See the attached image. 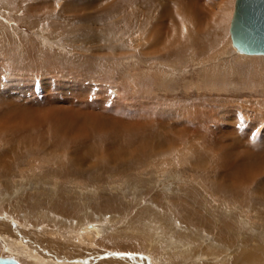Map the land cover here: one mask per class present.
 Wrapping results in <instances>:
<instances>
[{
  "label": "rangeland",
  "instance_id": "1",
  "mask_svg": "<svg viewBox=\"0 0 264 264\" xmlns=\"http://www.w3.org/2000/svg\"><path fill=\"white\" fill-rule=\"evenodd\" d=\"M234 4L235 0H0V88L11 85L15 95L24 92L35 99L41 93L48 99L29 115L36 118V124L27 126L33 132L31 148L40 149L42 138L57 143L63 139L67 147L56 157L67 151L75 158L74 150L85 137L79 127L100 126L105 110L133 111L149 124L141 131L135 128L133 135L141 134V140L121 144L118 160L95 171V162H87L79 167L82 175L70 182L39 177L43 167L53 164L25 153L8 171L5 164L11 165L17 156L5 155L11 161H0V174L10 172L0 175L3 217L30 229L37 240L58 239V231L64 236L79 224L101 227L110 238L142 240L141 253L109 250L108 264H235L248 249L264 251V206L226 198L232 194L234 176L261 172L249 193L264 199V190L254 185L264 184V56L241 55L232 47ZM180 9L209 23L226 10L219 24L223 42L204 53L203 43L194 40L204 38L199 33H206L205 25L199 26L198 35L196 24L193 30L188 25L186 32L175 28L174 20L182 19L176 14ZM55 96L58 100L53 102ZM42 117L45 120L37 121ZM58 120L76 127L74 135L58 133L53 127ZM4 142L0 141V159L8 148ZM114 145L109 139L108 154L118 151ZM101 194L113 200L105 218L88 209V220L80 219V213L68 223L46 208H35L38 199L50 205L62 203L65 195L83 208L100 203ZM191 209L208 218L212 227L189 223V214L181 216L180 210ZM221 231L226 234L220 236ZM0 234V258L32 263L3 250L1 241L7 234ZM91 246L85 245L83 254L98 249Z\"/></svg>",
  "mask_w": 264,
  "mask_h": 264
},
{
  "label": "bare ground",
  "instance_id": "2",
  "mask_svg": "<svg viewBox=\"0 0 264 264\" xmlns=\"http://www.w3.org/2000/svg\"><path fill=\"white\" fill-rule=\"evenodd\" d=\"M179 5H180L179 7L183 8L184 4L180 3ZM222 9H224V8H222ZM185 10H184V13H185ZM182 11H183V9L181 10L180 13L179 12L176 13V14H179L182 19H179L180 23H178V21L174 20V24H173L174 27L177 29H182L183 32H186L188 25L193 30L195 28V24H196V26L198 25L197 26L198 30L195 29L196 31H194L196 33V32H199V26L201 27V26L205 25L206 33L205 34L202 33V31H204V30H202L200 32L201 34L199 33L200 37H204V38L201 39L200 41L194 40V41L203 43V45L201 47H203L204 53H205V51L209 50V48L217 46L223 42L222 32L220 30L221 26H219V24H220L222 17L224 18L226 10H223V11L220 10V13L217 14V16L214 18L212 23H209L211 20H209V21L204 20L203 21V19L201 17H199L200 16L199 14H198L199 15L198 17H196L195 15H194L195 17H193V15L188 16V15H186V13L182 14L183 13ZM192 13L193 12L191 11L190 14H192ZM179 15L178 16L176 15V16L178 18H180ZM196 15H197V12H196ZM201 28H200V30H201ZM202 29H204V28H202ZM194 32H193V35L195 34ZM191 44L195 45L196 43L191 42ZM9 86L11 87V85H9ZM9 86L6 85L5 86L6 89H4V90H3V88H0V141H5L3 144H6V146L8 147L6 149V152L1 154L0 161L1 160H3V161L7 160L8 161L9 159H7L8 157L5 158V155L10 156L11 153H13V155L17 156V158H15L13 160L11 165L5 164L8 171L11 170L12 166H14V165L16 166L17 164L21 163L19 158L23 156V153H25L28 156L33 157L36 161L41 160V161L49 162L50 164H53L51 167L50 166L47 168L43 167L44 169H42V172L37 174L39 177H41L45 180H49L52 177L53 178L59 177V178L63 179L62 182H67V181L70 182L71 180H74V177H76V175H82L81 172H79V167L86 165L87 162L88 163L89 162H95L92 164L93 165L92 168L95 171L96 168H97V170L100 169L101 167H102V169L106 168L105 165H108V162L118 160L120 158V156L122 155V149L124 148V146L121 145L122 143H124L125 145H129L130 143H133L134 141L142 139L143 136L141 134H139L138 137H135L133 135L135 132V128L139 129L141 131V127H144L145 129H147L146 127H148V125H149L144 120L145 118L142 119V116L139 117V115L136 112L128 111V110H125V111L124 110H115V109L107 110V111L105 110V111H103V113L101 115L102 120L99 119L100 120L99 121L100 126H96V125L89 123L87 125L86 124L83 125V127L82 126L79 127L81 132L79 130L78 131L82 134L81 136H85L84 139L86 140L89 138V140L84 141V139H83L81 141V144L78 146V149L74 150V152L76 154L75 158H73V156H72L73 153L72 154H71V152L67 153V151L64 152L60 157H59V155H58V157H56V155H57L56 152H58L59 150L63 151V149L65 150V148L67 147V146L65 147L63 145V139H61L60 143H57V142L53 141L52 139H48V138H42L41 140L38 139L41 142L40 143L41 144L40 149L35 150V148L34 149L31 148L33 146L32 141L34 140L32 137L33 132H31L32 129L27 127L28 124L32 125V123L35 122V120H36V118H32L29 115L39 111L41 108L40 106H42L41 103L42 102L47 103L48 99L45 100L44 97L42 95H40L41 93H39V95H37V98H35V99L28 98L27 96L25 97V94L22 91H21L22 92L21 94L15 95V94L11 93V91H13V90L10 89ZM56 99L58 100L57 96L53 97L52 101L56 102L57 101ZM57 112L58 111H55V114H57ZM114 112H116V113H114ZM133 116H134V118H135V116L137 118H135V120H134ZM43 119L45 120V117H42L37 121L42 122ZM136 120H138V121L135 124L134 122ZM67 122L68 121L63 122V121L58 120V122L55 125H53V127H55V130L58 131V133H59V131L62 132V135H64L63 137L74 135L73 131L76 128L74 126L69 125ZM34 124H36V122ZM32 127H34V126H32ZM41 127H43V126H41ZM51 127H52V125H51ZM59 128H62L63 130H61ZM47 136H49L51 138L50 135H47ZM78 138H80V137H78ZM109 139L112 140L113 142L117 143V146H115V145L114 146L118 150V151L112 152L111 154H108L109 153L108 152L109 147H107V144L109 143ZM89 141H91V142H89ZM155 147H156V145H154V148ZM31 150H33V151H31ZM48 150H50V152H51L50 154L47 153ZM105 154H107L108 157H107V155L105 156ZM68 155H70V156H68ZM253 156H254V154H253ZM248 159H250V158H248ZM9 161H11V160H9ZM36 167H37V163H36ZM53 168H55V169H53ZM254 168H255V166H254ZM257 169H259V168H257ZM36 170H37V168H36ZM8 171L5 170V173L2 171L1 172L4 173V175L8 176V175H10V172H8ZM118 171H120V169L115 168L114 173L118 172ZM257 173H259L258 176L261 174V172L249 173V174L241 173L237 176H234L235 179L233 180V182L231 181L233 183V185L232 186L230 185L231 186L230 189L232 190V194L230 193L231 194L230 196L225 195L226 198L230 197V200H232L238 204H242V205H251L253 202H255L256 204L264 206V199L260 198L261 196L259 197V195H262V194H259L258 195L259 198L257 197L258 199H256V198H254V196L252 198L251 193H249L250 192L249 188L250 189L254 188V187H252L253 184L251 186V183L254 182V180H255L254 177L257 175ZM61 185H63V184H61ZM254 185L260 186L259 189H262L261 192H263L264 184L258 185V183H256ZM214 186H215V184L213 185V187ZM213 187L211 185L210 188L213 190ZM256 192L257 191H254L252 193L256 194ZM79 194H81V193H79ZM221 196H223V195H221ZM61 197H62V195H61ZM25 199H27V198H25ZM62 199H63L62 203H59V201H58L57 203L50 204V205H48L49 201L46 200L45 202H42L38 199L37 207L35 205V208H38V209H41V208L45 209L46 208V210H48V212L50 214H54L56 216H59L62 218V220L67 221L69 223V221H74L75 218H78L80 213H84L83 216H80V219L86 218L88 220V218L91 217V215L88 213V211H89L88 209H92V210L94 209L97 212L104 213L102 215H104L103 217L105 218V215H107L106 213H108L110 211L109 209L111 208V204L113 202V200H111L110 197L105 196V194H101L100 195V203H98V204L92 203L91 205H86V207L82 208L81 202H80V204H81V206H80L79 204H76V203L69 201L72 199V197L70 195H68V196L65 195L64 198H62ZM75 199H77V197H75ZM3 208L0 209V231L7 234L6 235L7 237L6 238L3 237L2 239H4V240L1 241L2 246H3L2 247L3 250L8 251V253L9 252L10 253H16L19 256H24L28 260L32 261L33 264H75V262H77V261H80L81 264L82 263H84V264H97V263L98 264H108L109 262L107 260H105V258H106L105 256L107 255V252L109 250H112L114 252H122V251L137 252V253L142 252V247H141V241L142 240L141 239H139V238L135 239V238H132L131 236L130 237L124 236L123 240H122L123 237H121V239L110 238L108 236H105L104 233H102L103 230L102 231L100 230L101 227L97 228V227H95V225L80 226V224H79V226H77V227L74 226L75 229L73 231H71V230L67 231L66 230V232H68V234H66L64 236L61 235V234H63V230L62 231L60 230V231H58V234H57L60 237V238H58L59 240L55 239V238H51V239H55V240H50L48 238H47V240L42 239L43 241L37 240V238H35L33 236V234L31 233L32 231L30 229H28V230L24 229L21 227V225H18L15 222H9V219L6 220V218L3 217V216H5L3 214L4 213ZM180 213H181V216H183V215L185 216L184 213L189 214L186 216L188 218L187 220L190 221L189 223L201 222V223L206 224V226H209L210 228L212 227L211 221L208 220V218L205 219L204 217H201L202 216L201 214L194 212L192 209L190 211L180 210ZM98 214H100V213H98ZM9 216H10V214H9ZM258 217H260V216H258ZM61 218L59 220H61ZM262 218H263V216H262ZM12 220H13V218H12ZM59 220H58V222H59ZM62 220H61V222H62ZM48 222L53 223V221L52 222L48 221ZM50 223H48V224H50ZM102 223H104V222H102ZM22 224L24 225L23 222H22ZM58 224H60V222ZM31 225H32V223H31ZM68 227H69V224H68ZM223 227H224V225H223ZM226 227H224L223 229H225ZM47 230L51 231L52 229L51 230L47 229ZM45 233H48V232L46 231ZM100 233H101V236H100ZM219 233H221L220 236H222V235L224 236L226 234L222 231ZM58 236H56V237H58ZM64 237L68 238V241L62 240V239H64ZM5 239H7V242L5 241ZM223 239H225V238L223 237ZM87 244H90L94 247H98V249L96 250V248H95L93 250V252L90 251L89 254H83V252H82L83 247ZM91 247H89V248H91ZM86 252L87 251H85V253ZM115 263L119 264L117 262H115ZM235 264H264V251L255 250V249H248L247 251L243 252V255H241L240 257L237 258Z\"/></svg>",
  "mask_w": 264,
  "mask_h": 264
},
{
  "label": "water",
  "instance_id": "3",
  "mask_svg": "<svg viewBox=\"0 0 264 264\" xmlns=\"http://www.w3.org/2000/svg\"><path fill=\"white\" fill-rule=\"evenodd\" d=\"M229 35L238 54L264 56V0H235ZM0 264H20L0 258Z\"/></svg>",
  "mask_w": 264,
  "mask_h": 264
},
{
  "label": "snow or ice",
  "instance_id": "4",
  "mask_svg": "<svg viewBox=\"0 0 264 264\" xmlns=\"http://www.w3.org/2000/svg\"><path fill=\"white\" fill-rule=\"evenodd\" d=\"M112 255H124V254L123 253H113Z\"/></svg>",
  "mask_w": 264,
  "mask_h": 264
}]
</instances>
